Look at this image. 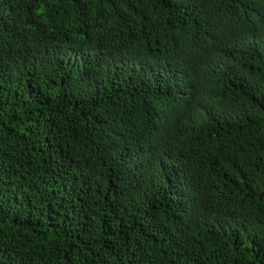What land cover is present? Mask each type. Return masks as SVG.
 I'll list each match as a JSON object with an SVG mask.
<instances>
[{"label":"trees","instance_id":"trees-1","mask_svg":"<svg viewBox=\"0 0 264 264\" xmlns=\"http://www.w3.org/2000/svg\"><path fill=\"white\" fill-rule=\"evenodd\" d=\"M0 264H264V0H0Z\"/></svg>","mask_w":264,"mask_h":264}]
</instances>
